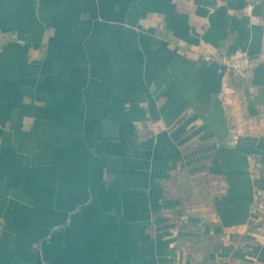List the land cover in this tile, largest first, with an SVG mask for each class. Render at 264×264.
Returning <instances> with one entry per match:
<instances>
[{
	"label": "crops",
	"instance_id": "crops-1",
	"mask_svg": "<svg viewBox=\"0 0 264 264\" xmlns=\"http://www.w3.org/2000/svg\"><path fill=\"white\" fill-rule=\"evenodd\" d=\"M0 264H264V0H0Z\"/></svg>",
	"mask_w": 264,
	"mask_h": 264
},
{
	"label": "built area",
	"instance_id": "built-area-1",
	"mask_svg": "<svg viewBox=\"0 0 264 264\" xmlns=\"http://www.w3.org/2000/svg\"><path fill=\"white\" fill-rule=\"evenodd\" d=\"M209 58L214 59L226 69H231L239 74H243L249 67L248 57L243 53H235L229 56H219L216 58L211 56Z\"/></svg>",
	"mask_w": 264,
	"mask_h": 264
}]
</instances>
